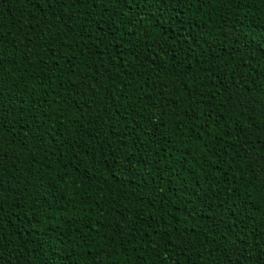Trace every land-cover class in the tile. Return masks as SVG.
Instances as JSON below:
<instances>
[{"label": "trees", "instance_id": "trees-1", "mask_svg": "<svg viewBox=\"0 0 264 264\" xmlns=\"http://www.w3.org/2000/svg\"><path fill=\"white\" fill-rule=\"evenodd\" d=\"M0 264H264V0H0Z\"/></svg>", "mask_w": 264, "mask_h": 264}]
</instances>
